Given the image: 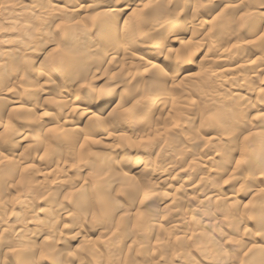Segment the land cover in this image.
Masks as SVG:
<instances>
[{
	"label": "rangeland",
	"instance_id": "rangeland-1",
	"mask_svg": "<svg viewBox=\"0 0 264 264\" xmlns=\"http://www.w3.org/2000/svg\"><path fill=\"white\" fill-rule=\"evenodd\" d=\"M0 1V14L3 13L0 16V30L2 29L0 42L7 38L10 40L9 43L7 42L10 47L17 43L20 44L22 46L21 57L23 59L25 57V61L11 64L12 62H9L12 61L11 58L8 54L1 52L0 46V86L6 88V93H0V133L2 134H0V195H3L0 196V262L1 257L8 258L9 256L7 264L22 262H25L24 264H130L131 261L134 264L135 262L136 264H257L254 263V259L262 253L263 258L258 264H264V211L262 214L259 211L264 210L262 207L264 205V176H262L264 175V163L262 162L263 165L256 163L260 153L255 152L260 147L257 138L264 133L261 127L264 124V66L261 65L264 64V34H262L264 33V26L262 28L264 0H156V2L155 0H135L136 3L133 0H123V2L113 0L112 4L110 3L113 6L112 11L103 13L98 8H93L95 11L88 8L89 11L92 10L90 12L87 11L88 9H81V11L78 9L73 13L69 11L66 13L62 8L76 2L86 5L87 0H69V3H67L68 0H42L45 7L39 14L43 16L41 18L46 24L39 23L35 27H24L23 24L31 13L37 14L35 3H39L40 0ZM99 1L102 0H97ZM124 2H134L131 5L137 6L134 12H131L134 17L129 13L131 10L119 13L118 10L123 7ZM1 3L3 6L6 5L5 8ZM59 11L64 12L60 14ZM47 13L52 15L49 17ZM152 15L153 18H151ZM143 16L145 18L142 19ZM192 16L195 17L192 18ZM140 18L144 24L141 21L140 26L132 30L136 35L130 40L124 38L125 42L123 41L118 47L117 42H114L115 34L123 27L128 28L129 24H138ZM10 19L13 21L10 22ZM46 19L49 20L48 25L52 24L50 30L47 29L50 26H47ZM112 22L113 25L110 24ZM106 23L109 28L105 27ZM93 24H96V27ZM154 26L155 28L152 29ZM185 26L191 30L182 35L185 32L183 30ZM23 27L29 32L24 31ZM145 27H147L146 30L152 29L149 30L151 34L148 37L139 31ZM10 28H13L15 32ZM78 29L81 30L77 31ZM107 30L109 32L112 30L110 35ZM72 32L74 34H70ZM260 33L262 37L259 36ZM103 36L105 37L102 38ZM181 38L183 41H180ZM76 42H78L77 45ZM160 42L162 44H159ZM141 43L144 44L141 46ZM80 48L84 49L85 54L91 56L87 59L88 61L84 60L87 64L89 59L91 60L89 68L86 67L87 64L84 61L77 62L78 60L74 57L67 59L68 53L66 52L75 49L74 52L76 51L75 54H77ZM110 48H115L113 51L119 50V53L113 54L112 58L111 54H108L101 63L96 62L101 50L103 53L110 52ZM121 48L125 49V55L120 51ZM8 49L4 51L7 53ZM51 49L53 51L49 52L50 56L44 60L46 63L40 62L42 57L38 58L37 55ZM95 49L99 51L96 52ZM130 54H136L137 59L132 58ZM57 58H63L58 61L59 64L55 60ZM109 59L112 60L108 62ZM150 61L157 63L154 68H151L152 71L148 70L147 62ZM26 62L32 64L31 66L25 64L26 67H31L34 71L31 68L26 70L24 65ZM60 62L67 66L64 67ZM34 64L38 69L34 67ZM96 65L98 68L101 66V72L98 68V72L94 70ZM67 67L76 71L73 73ZM40 70L45 76L38 74ZM154 70L156 72L153 73ZM171 71L178 73L173 80L168 76ZM78 72L79 74L75 75ZM21 74L23 77L25 75L26 81L23 77H19L22 76ZM185 75L191 76L185 77ZM123 77L126 80H123ZM50 79L54 82L59 81L62 90L58 89ZM7 80L9 81L6 84ZM22 81L27 83L23 84ZM217 81L223 83L226 88L216 93L213 86ZM190 82L194 83L196 88L191 87ZM49 83L54 85H49ZM32 84L38 91L31 86ZM29 87L31 88L28 90H32L31 92L27 90ZM55 87L56 90H54ZM45 88L48 93L43 92ZM125 89L127 93L124 92L125 95H123L122 92ZM64 90L68 91L67 93L82 96V98L77 97L79 100H74L72 96L67 97L65 92V96L64 94L60 96ZM135 91L138 93L136 94ZM230 96L232 98H229ZM5 97L10 99H5ZM66 97L70 99L67 100ZM2 98H4V103ZM229 99L231 101H228ZM91 100L94 104L90 102ZM172 100L176 104L173 110ZM131 104L134 106L132 107ZM104 105L107 106L102 110ZM87 106L89 108L86 109ZM66 108L71 110H66ZM84 110H90L98 117H89L83 114ZM228 110L231 112L229 113ZM108 112L110 114H107ZM181 122L183 124H180ZM65 131L69 136H66ZM27 133L29 137L31 136L30 139ZM116 134L119 135L116 136ZM64 135L67 138H62ZM110 135L113 137L111 138ZM104 136L106 137L103 138ZM70 137L78 140L74 139L75 143ZM85 137L89 140L86 141ZM98 138L105 142L101 141V145L96 144L95 140ZM66 139L71 143L69 144ZM243 140L244 142H241ZM72 142L75 144L72 145ZM250 145L254 146L251 147V151H249ZM245 147L248 148L245 149ZM83 148L85 151L88 149L87 154ZM12 162L15 164L13 165ZM36 166L39 168L37 169ZM22 167L25 169L36 167L34 169L37 170H25ZM60 167L63 169L58 171ZM60 173L63 174L60 176ZM161 173L166 174L165 182H161ZM253 173L255 177L247 183L245 179ZM106 178H111L110 182ZM58 179H60L59 182L56 181ZM230 180L232 183L229 182ZM81 182H84V187ZM37 185L42 188L40 189ZM66 188L70 191L74 189V191L72 190L71 193ZM79 189L80 192H78ZM100 191L103 192L100 193ZM69 194L72 195L71 198ZM147 194L148 198L145 196ZM81 196L86 199L85 204L79 208L77 200ZM99 200L102 201L103 207L110 204L108 208L116 207V210L113 208L114 210L105 213L106 211L104 212L99 205ZM28 210L38 213L37 215L34 213V218L33 216L25 218L29 220L26 222L22 220V217ZM89 211H91L90 214ZM136 215H139V218ZM140 215L144 218L141 219ZM57 217H60V223H55ZM35 219L39 220L37 224L34 223L37 221ZM15 222L24 223V228L23 225ZM55 226L59 229L58 227L53 229ZM10 227L12 230L9 231ZM48 229L51 230V234ZM52 230L57 233H53ZM18 231L21 232L20 236L22 237L23 234L26 239L19 238ZM30 232H33V237L29 234ZM56 237L60 239L57 244ZM24 239L28 240L27 243L31 245H28ZM250 244L258 245L262 252L258 253L256 247L249 250ZM52 245L53 248H51ZM24 246L27 247V251ZM44 249L48 253L45 254ZM247 249L248 251H245ZM58 252H60L59 255ZM53 254L57 257H53Z\"/></svg>",
	"mask_w": 264,
	"mask_h": 264
},
{
	"label": "bare ground",
	"instance_id": "bare-ground-1",
	"mask_svg": "<svg viewBox=\"0 0 264 264\" xmlns=\"http://www.w3.org/2000/svg\"><path fill=\"white\" fill-rule=\"evenodd\" d=\"M6 1H7V0H6ZM40 1H42V0H40ZM40 1H39V3H35V5H36L35 9H36V11H37V14H34V15H33V14L31 13V15L28 17V19L25 20V22H24V24H23L24 27H32V26L35 27V26H37V24L42 23V25H43V23L45 22L44 19L41 18V17H43V16H41V15L39 14L40 12L43 11V10H41V9H42L43 7H45V6H43V3H44V2H43V1L40 2ZM84 1H85V0H84ZM84 1H83V2H84ZM102 1H103V0H102ZM102 1L97 2V0H87L86 5H82L81 3H78V2H76V3H71V2H70L71 4H67V5L63 6L62 8L64 9V11H65L66 13H67L68 11H69L70 13H73L75 10L78 11V9H79V11H81V9H82V10H87L88 8H91V9H93V8H94V9H95V8L101 9V10H99V11H101V13H103V12H105V11H112L113 6L111 5V4H112L111 1H113V0H110V2H108L109 0H107V1L104 0V2H102ZM115 1H118V0H115ZM115 1H114V2H115ZM127 1H128V0H127ZM133 1H135V0H133ZM157 1H158V0H157ZM0 2H1V1H0ZM2 2H3V1H2ZM63 2H65V1H63ZM66 2H67V1H66ZM74 2H75V1H74ZM107 2H108V3H107ZM122 2H123V0H122ZM155 2H156V0H155ZM162 2H164V1H162ZM7 3H8V5H9V2H7ZM11 3H12V2L10 1V4H11ZM15 3H16V2H15ZM15 3H14V4H15ZM52 3H53V2H52ZM55 3H56V2H55ZM67 3H69V0H68ZM110 3H111V4H110ZM117 3H118V2H117ZM132 3L134 4V2H132ZM132 3H130V2H124V3H123V4H124L123 7H122L121 9L118 10L119 13H120V12L127 11V10H129V11L131 10L130 12L128 11L129 13H131V12L135 9V7H137V6H134V5L132 6V5H131ZM135 3H136V1H135ZM48 4H51V3H48ZM48 4H45V5L48 6ZM57 4H59V3H57ZM62 4H64V3H62ZM1 5H2V3H1ZM4 5H5V4H4ZM12 5H13V4H12ZM55 5H56V4H55ZM59 5H60V4H59ZM120 5H121V4H120ZM5 6H6V5H5ZM5 6L2 5V7H4V8H5ZM60 6H61V5H60ZM152 6H154V5H152ZM178 6H179V5H178ZM12 7H13V6H12ZM148 7H149V6H148ZM154 7H155V6H154ZM179 7H181V6H179ZM262 7H263V6H262ZM8 8H10V7L8 6ZM8 8H7V9H8ZM56 8H57V6H56ZM114 8H115V5H114ZM15 9H16V8H15ZM33 9H34V8H33ZM35 9H34V10H35ZM48 9H49V8H48ZM48 9H47V11H48ZM53 9H54V8H53ZM60 9H61V8H60ZM63 9H61V10H63ZM94 9H93V11H95ZM193 9H194V8H193ZM5 10H6V9H5ZM11 10H12V8H11ZM40 10H41V11H40ZM50 10H51V9H50ZM54 10H55V9H54ZM181 10H182V9H181ZM6 11L9 12L8 10H6ZM14 11H15V10H14ZM64 11H63V12H64ZM77 11H76V12H77ZM87 11H89V9H88ZM90 11H92V10H90ZM90 11H89V12H90ZM114 11H115V10H114ZM114 11H113V12H114ZM146 11H147V10H146ZM52 12H53V11H51V13H52ZM63 12L60 13V11H59L60 14H62ZM133 12H134V11H133ZM159 12H160V11H159ZM192 12H193V11H192ZM9 13H11V12H9ZM15 13H16V12H15ZM55 13H56V12H55ZM70 13H68V14H70ZM129 13H128V14H129ZM142 13H144V12H142ZM153 13H154V12H153ZM161 13H162V12H161ZM178 13H179V12H178ZM2 14H3V13H2ZM2 14H0V16H1ZM7 14H8V13H7ZM13 14H14V13H13ZM38 14H39V15H38ZM44 14H45V13H44ZM47 14H48V13H47ZM68 14H67L66 16H68ZM96 14H97V13H96ZM98 14H99V13H98ZM98 14H97V15H98ZM110 14H111V13H110ZM110 14H109V16H111ZM120 14H121V13H120ZM131 14H132V13H131ZM150 14H152L151 11H150ZM4 15H5V14H4ZM51 15H52V14H51ZM51 15L48 14L49 17H50ZM94 15H95V13H94ZM104 15H105V14H104ZM104 15H102V16H104ZM159 15H160V14H159ZM194 15H196V13H195ZM48 16H47V17H48ZM69 16H70V15H69ZM73 16H74V15H73ZM124 16L126 17V15H124ZM132 16H133V14H132ZM162 16H163V15H162ZM165 16H166V15H165ZM8 17H9V16H8ZM47 17H46V18H47ZM96 17H101V16H96ZM114 17H116V16H114ZM127 17H128V15H127ZM129 17H130V16H129ZM133 17H134V16H133ZM194 17H195V16H194ZM194 17L192 16V18H194ZM241 17H242V16H241ZM2 18H4V17H2ZM12 18H13V17H12ZM108 18H110V17H108ZM116 18H117V17H116ZM138 18H139V17H138ZM143 18H145V17L143 16L142 19H143ZM151 18H153V15H152ZM167 18H168V17H167ZM170 18H171V17H170ZM105 19H106V17L104 18V20H105ZM113 19H114V18H113ZM147 19H148V18H147ZM173 19H174V18H173ZM10 20H11L10 22L13 21L12 19H10ZM16 20H17V19H16ZM18 20H19V19H18ZM152 20H153V19H152ZM156 20H157V19H156ZM159 20H160V19H159ZM47 21H49V20L46 19V22H47ZM52 21H53V20H52ZM52 21H51V22H52ZM68 21H70V20H68ZM101 21H102V20H101ZM109 21H110V20H109ZM112 21H113V20H112ZM115 21H116V20H115ZM125 21H127V20H125ZM134 21L137 22L136 20H134ZM141 21H142V20H141V18H140V21L138 20V24H136L137 26H136V25H130V24H129V27H128V28H127V27H126V28L123 27V29H120V32H118V33L115 34V37H114V38H116V39H115L114 42H117L116 44L118 45V47H119V44H121V43L124 41V38L127 39V40H130V39H132L133 36L136 35V33H133L132 30H134L135 28H137L138 25L140 26V22H141ZM144 21H145V19H144ZM149 21H150V20H149ZM161 21H162V20H161ZM51 22H50V23H51ZM122 22H123V21H122ZM129 22H130V21H129ZM135 22H134V23H135ZM157 22H158V21H157ZM1 23H2V22H1ZM22 23H23V22H22ZM48 23H49V22H47V26H50V28H47V29L50 30L52 24H51V25H48ZM70 23H71V22H70ZM75 23H76V21H75ZM142 23H143V21H142ZM142 23H141V24H142ZM2 24H3V23H2ZM44 24H46V23H44ZM72 24H73V23H72ZM79 24H80V23H79ZM96 24H97V23H96ZM96 24H93V26H95ZM100 24H101V23H100ZM110 24L113 25V22L110 23ZM117 24H118V23H117ZM125 24H126V23H125ZM143 24H144V23H143ZM155 24H156V23H155ZM159 24H160V23H159ZM6 25H7V24H6ZM11 25H12V23H11ZM58 25H60V24H58ZM69 25H70V24H69ZM83 25H84V24L82 23V26H83ZM161 25H162V24H161ZM3 26H4V25H3ZM14 26H15V25H14ZM16 26H17V25H16ZM38 26H39V25H38ZM47 26H46V27H47ZM75 26L77 27V25H75ZM82 26H81V28H82ZM85 26L87 27V25H85ZM91 26H92V24H91ZM103 26H104V25H103ZM110 26H111V25H110ZM122 26H123V25H122ZM143 26H144V25H143ZM143 26H142V27H143ZM188 26H189V25H188ZM263 26H264V25H262V28H263ZM24 27H23V30L25 31L26 28L24 29ZM34 27H33V29H35ZM46 27H45V28H46ZM88 27H90V26L88 25ZM95 27H96V26H95ZM105 27H106V28H109V25L106 23ZM194 27H195V26H194ZM38 28H40V27H38ZM43 28H44V27H43ZM45 28H44V29H45ZM54 28H56V27H54ZM154 28H155V26H154L152 29H154ZM5 29H6V28H5ZM10 29H11V28H10ZM12 29H13V28H12ZM12 29H11V30H12ZM15 29H16V27H15ZM47 29H46V30H47ZM85 29H86V28H85ZM88 29H89V28H88ZM91 29H92V28H91ZM144 29H145V30H144ZM146 29H147V27L143 28V30L140 29L139 31H140V32L142 31L141 34H143V35H145V36L148 37V36L151 34V33L149 34V30H150L151 28H150L149 30H146ZM152 29H151V30H152ZM1 30H2V29H1ZM1 30H0V31H1ZM38 30H39V29H38ZM42 30H43V29H42ZM46 30H45V31H46ZM63 30H64V29H63ZM79 30H81V29H78L77 31H79ZM101 30H102V28H101ZM136 30L138 31V29H136ZM158 30H159V29H158ZM170 30H171V29H170ZM173 30H174V29H173ZM183 30H184L185 32H184V34L182 33V35H185L186 32L188 33V31L191 30V28L185 26ZM256 30H257V29H256ZM12 31L15 32V30H12ZM20 31H22V30H20ZM20 31H19V32H20ZM26 31L29 32V30H26ZM33 31H34V30H33ZM33 31H32V32H33ZM35 31L37 32L36 29H35ZM43 31H44V30H43ZM43 31H42V32H43ZM65 31H66V30H65ZM71 31H73V30H71ZM85 31H86V30H85ZM87 31H88V30H87ZM87 31H86V32H87ZM115 31H116V30H114V32H115ZM153 31H154V30H153ZM249 31H250V30H249ZM1 32H2V31H1ZM5 32L9 33V31H5ZM73 32H74V31H73ZM73 32L70 33V34H74ZM102 32H103V31H102ZM107 32H109V30H107ZM111 32H112V30H111ZM111 32H109V35H110ZM135 32H136V31H135ZM178 32H179V31H178ZM198 32H199V31H198ZM254 32H255V31H254ZM254 32H253V33H254ZM260 32H261V31H260ZM22 33H23V32H22ZM30 33H31V32H30ZM37 33H38V32H37ZM40 33H41V32H40ZM100 33H101V32H100ZM105 33H106V32H105ZM189 33H190V32H189ZM65 34H66V33H65ZM75 34H76V33H75ZM113 34H114V33H113ZM257 34H258V33H257ZM262 34H264V33H262ZM26 35H27V37H28V34H27V33H26ZM66 35H67V34H66ZM76 35H78V34H76ZM99 35L102 36L101 34H99ZM105 35H106V34H105ZM138 35H139V34H138ZM143 35H142V36H143ZM166 35H167V34H166ZM170 35H171V34H170ZM182 35H179V36L182 37ZM49 36H50V35H49ZM72 36H73V35H72ZM83 36H85V35H83ZM86 36H87V35H86ZM112 36H113V35H112ZM259 36L262 37L263 35H261V33H260ZM63 37H64V36H63ZM77 37H78V36H77ZM81 37H82V35H81ZM87 37H88V36H87ZM104 37H105V36H103L102 38H104ZM138 37H140V36H138ZM166 37H167V36H166ZM263 37H264V36H263ZM47 38H48V37H47ZM67 38H68V36H67ZM79 38H80V37H79ZM85 38H86V37H85ZM190 38H191V37H190ZM19 39H20V38H19ZM77 39H78V38H77ZM81 39H82V38H81ZM167 39H168V37H167ZM167 39H166V40H167ZM174 39H175V38H174ZM178 39H180V38L178 37ZM178 39H177V40H178ZM48 40H49V39H48ZM63 40H64V39H63ZM74 40H75V39H74ZM102 40H103V39H102ZM177 40H176V41H177ZM8 41L10 42L9 39L4 38V39L0 42V46H1V48H2V49H1L2 51H1V52H3V54H4V53H5V54H8L9 58H11L10 60H12V61H9L10 63L12 62L11 64L17 63V61H21V62H23L22 60H24L25 57H24V59H23V58L21 57V52H20L22 46H21L20 44L18 45V43H17V45H16V44H15L16 42H14L15 45H13V46L10 47V45H8V43H9ZM52 41H53V40H52ZM52 41H51V42H52ZM58 41H59V40H58ZM104 41H105V40H104ZM159 41H160V40H159ZM170 41H172V40H170ZM180 41H183L182 38H181ZM7 42H8V43H7ZM124 42H125V41H124ZM164 42H165V41H164ZM172 42H173V41H172ZM236 42H237V41H236ZM68 43H69V42H68ZM68 43H67L66 45H68ZM82 43H83V42H82ZM108 43H109V42H108ZM108 43H107V44H108ZM126 43H127V42H126ZM157 43H158V42H157ZM239 43H240V42H239ZM48 44H49V43H48ZM69 44H70V43H69ZM75 44L77 45L78 42H76ZM75 44H74V45H75ZM102 44H103V43H102ZM105 44H106V41H105ZM143 44H144V43H143ZM143 44L141 43V46H142ZM159 44H162V42H160ZM184 44H185V42H184ZM29 45H30V44H29ZM60 45H62V44H60ZM72 45H73V44H72ZM103 45H104V44H103ZM138 45H139V44H138ZM226 45H227V44H226ZM243 45H244V44H243ZM263 45H264V44H263ZM8 46H9V47H8ZM46 46H47V45H46ZM120 46H121V45H120ZM248 46H249V45H248ZM23 47H24V46H23ZM54 47H55V46H54ZM56 47H57V45H56ZM102 47H103V46H102ZM105 47H106V46H105ZM107 47H108V46H107ZM110 47H111V46H110ZM124 47H125V46H124ZM234 47H235V46H234ZM6 48H9V49H10V50L8 49V52H9V53H8V52L6 53V51H4V50H6ZM63 48H65V47H63ZM66 48H67V47H66ZM66 48H65V49H66ZM108 48H109V47H108ZM126 48H127V47H126ZM237 48H238V47H237ZM52 49H53V48H52ZM52 49H51V50H48V51H46V52H43L42 54L37 55L38 58H39V57H42V58H41L42 60H41L40 62H42V63L45 62L44 60L47 59L48 56H50V55H49V54H50L49 52H50V51H53ZM68 49H69V48H68ZM98 49H99V48H98ZM110 49L113 51L115 48H114V49L110 48ZM129 49H131V48L129 47ZM197 49H199V48H197ZM224 49H225V47H224ZM239 49H241V47H240ZM239 49H238V50H239ZM74 50H75V49H74ZM74 50H72V51H70V52H66V53H68V58H67V59L74 57V58H76V59L78 60L77 62H80V63H81L82 61L87 60L88 58H91L90 55L85 54L83 48L78 49V53H77V54H75L76 51L74 52ZM95 50H96V49H95ZM108 50H109V49H107V51H108ZM111 50H110V52H105V53H103V50H101V51H102V52H101L102 54L99 52V53H100L99 57L96 55V56L98 57L97 60H96V62H100V63H101V62L106 58V55H108V54H111L110 56H111V58H112V57H113V56H112L113 54H118V53H119V50L117 51V49H116V51H113V52H112ZM97 51H99V50H96V52H97ZM104 51H105V50H104ZM120 51L123 53V55H125V53H126V52H125V49L121 48ZM126 51H127V49H126ZM25 52H27V51H25ZM121 52H120V53H121ZM128 52H129V51H128ZM206 52H207V51H206ZM258 52H260V51H258ZM130 53H131V52H130ZM167 53H168V52H167ZM231 53L233 54L234 52H231ZM250 53H251V52H250ZM3 54H2V56H3ZM71 54H72L73 56H71ZM74 54H75V55H74ZM90 54H91V52H90ZM206 54H207V53H206ZM219 54H220V53H219ZM0 55H1V54H0ZM10 55H11V56H10ZM66 55H67V54H66ZM121 55H122V54H121ZM126 55H127V54H126ZM177 55H178V54H177ZM249 55H250V54H249ZM22 56H24V55H22ZM37 56H36V57H37ZM114 56H117V55H114ZM128 56H129V55H128ZM128 56H127V57H128ZM130 56H131L132 58L137 59V58H136V56H137L136 54H135V55H134V54H130ZM261 56H262V55H261ZM117 57H118V56H117ZM119 57H120V56H119ZM219 57H220V56H219ZM248 57H249V56H248ZM262 57H263V56H262ZM43 58H44V59H43ZM63 58H64V57H63ZM63 58H57V59H55V60H56V62H58V61H60V59H63ZM92 58H93L92 60H93V62H94V61H95V60H94V56H93ZM108 58H109V56H108ZM108 58H107V59H108ZM125 58H126V57H125ZM125 58H124V59H125ZM220 58H221V57H220ZM222 58H223V57H222ZM226 58H227V57H226ZM228 58H229V57H228ZM249 58H250V57H249ZM258 58H260V57H258ZM122 59H123V58H122ZM127 59H128V58H127ZM182 59H184V58H182ZM255 59H256V58H255ZM260 59H261V58H260ZM263 59H264V57H263ZM263 59H261V60H263ZM39 60H40V59H39ZM64 60H65V58H64ZM111 60H112V59H111ZM111 60L109 59V61H108V60H107V61L110 62ZM129 60H130V59H129ZM221 60H223V59H221ZM245 60H247V59H245ZM251 60H252V59H251ZM256 60H257V59H256ZM258 60H259V59H258ZM24 61H25V60H24ZM26 61H27V60H26ZM29 61H30V60H29ZM31 61H32V59H31ZM72 61H73V60H72ZM87 61H88V60H87ZM107 61H105V62H107ZM126 61H127V60H126ZM217 61H219V60H217ZM32 62H33V61H32ZM34 62H35V61H34ZM36 62H37V61H36ZM69 62H71V61H69ZM73 62H74V61H73ZM75 62H76V61H75ZM84 62H85V61H84ZM84 62H83V63H84ZM89 62H91L90 59H89ZM89 62H88V64L85 62V64H87L86 67H88V68H89ZM245 62H246V61H245ZM245 62H244V63H245ZM252 62H253V61H252ZM262 62H263V61H262ZM10 63H9V64H10ZM45 63H46V62H45ZM60 63H61V62H60ZM66 63H67V61H66ZM80 63H79V64H80ZM83 63H82V64H83ZM123 63H124V62H123ZM123 63H122V64H123ZM155 63H156V62H155ZM155 63H154V62H151V61H150V62H147L148 70H150L151 68H154V67H155ZM250 63H251V62H250ZM17 64H18V63H17ZM17 64H16V65H17ZM25 64H26V65H30V66L32 65V64H30V62H28V63L26 62V63H24V65H25ZM58 64H59V62H58ZM61 64L64 65L65 63H64V64L61 63ZM67 64H68V63H67ZM71 64H72L73 66L76 65V64L74 65L73 63H71ZM77 64H78V63H77ZM85 64H84V65H85ZM107 64H108V63H107ZM109 64H110V63H109ZM130 64H131V62H130ZM130 64H129V66H130ZM132 64H133V63H132ZM145 64H146V63H145ZM212 64H213V62H212ZM234 64H235V63H234ZM236 64H237V63H236ZM256 64H257V63H256ZM26 65H25V67H26ZM34 65H35V66H34ZM34 65H33V66H34L35 68H37V67H36V64H34ZM45 65H46V64H45ZM69 65H70V64H69ZM101 65H102V64H101ZM156 65H157V63H156ZM226 65H227V64H226ZM261 65L264 66V64H261ZM13 66H14V65H13ZM17 66H19V65H17ZM66 66H67V65H66ZM66 66L64 65V67H66ZM70 66H71V65H70ZM76 66H78V65H76ZM123 66H124V65H123ZM132 66H133V65H132ZM217 66H218V65H217ZM223 66H224V65H223ZM228 66H229V65H228ZM263 66H262V67H263ZM20 67H21V66H20ZM20 67H19V68H20ZM22 67H23V66H22ZM22 67H21V68H22ZM78 67H79V66H78ZM78 67H77V70L79 71V68H78ZM80 67L83 68V66H80ZM86 67H84V69H85ZM91 67H92V66H91ZM95 67H96V69L94 68V70L97 71L98 66L96 65ZM99 67H100V68H98V70L101 72V70H100V69H101V66H99ZM146 67H147V66H146ZM163 67H164V66H163ZM172 67H173V66H171V68H172ZM219 67H220V65H219ZM10 68H11V67H10ZM28 68H29V67H26V70H28ZM30 68H31V67H30ZM30 68H29V69H30ZM128 68H129V67H128ZM156 68H157V67H156ZM224 68H225V67H224ZM227 68H228V67H227ZM31 69H32V68H31ZM37 69H38V68H37ZM67 69H70L71 71H73V69H71L70 67H69V68L67 67ZM91 69H93V67H92ZM103 69H104V68H103ZM134 69H135V68H134ZM161 69H162V68H161ZM169 69H170V68H169ZM178 69H179V68H178ZM10 70H11V69H10ZM19 70H20V69H19ZM32 70H33V69H32ZM70 70H69V71H70ZM81 70H83V69H81ZM173 70H175V69L173 68ZM179 70H180V69H179ZM218 70H219V69H218ZM223 70H224V69H222V71H223ZM23 71H24V70H23ZM23 71H22V72H23ZM33 71H34V70H33ZM36 71H37V70H36ZM36 71H35V72H36ZM75 71H76V70H74L73 73H74ZM96 71H95V72H96ZM105 71H106V69H105ZM151 71H152V69H151ZM156 71H158V70L156 69ZM156 71L154 70L153 73L156 72ZM169 71H170V70H169ZM220 71H221V70H220ZM83 72H86V73H87V71H84V70H83ZM97 72H98V71H97ZM117 72H118V71H117ZM158 72H159V71H158ZM158 72H157L156 74H158ZM164 72L166 73V71H164ZM177 72H178V70H177ZM177 72H172V71H171L170 74H168V76L172 78L171 80H173V78H176L175 76L178 74ZM11 73H12V72H11ZM115 73H116V72H114V74H115ZM160 73H161V72H160ZM160 73H159V75H160ZM162 73H163V72H162ZM222 73H223V72H222ZM226 73H227V72H226ZM228 73H229V72H228ZM252 73H253V72H252ZM15 74H16V73H15ZM17 74H18V73H17ZM24 74H25V73H24ZM38 74H40V75H42V76L44 75L43 72H41V70H40V72H38ZM65 74H66V73H65ZM77 74H79V72L76 73L75 75H77ZM94 74H95V73H94ZM112 74H113V73H112ZM114 74L112 75V77L114 76ZM120 74H121V73H120ZM245 74H246V73H245ZM21 75H22V76H19V77H23V74H21ZM83 75H84V73H83ZM85 75H86V74H85ZM115 75H116V74H115ZM118 75H119V73H118ZM243 75H244V74H243ZM44 76H45V75H44ZM62 76H63V75H62ZM67 76H68V75H67ZM78 76L80 77V75H78ZM81 76H82V75H81ZM154 76H155V74H154ZM166 76H167V75H166ZM190 76H191V75H185V77H190ZM13 77H14V76H13ZM16 77H18V75H17ZM49 77H50V76H49ZM69 77H70V76H69ZM84 77H86V76H84ZM84 77H82V79H83ZM118 77H120V76H118ZM132 77H133V76H132ZM185 77H184V78H185ZM221 77H222V75H221ZM43 78H44V77H43ZM45 78H47V77H45ZM63 78H64V77H63ZM70 78H71V77H70ZM70 78H69V79H70ZM72 78H73V77H72ZM87 78H88V77H87ZM87 78H86V79H87ZM165 78H166V77H165ZM227 78H228V77H227ZM229 78H230V77H229ZM15 79H16V78H15ZM15 79H14V80H15ZM23 79H24V80L26 79V78H25V75H24ZM1 80H2V79H1ZM4 80H5V79H4ZM17 80H18V79H17ZM24 80H23V81H24ZM37 80H38V79H37ZM47 80H49V78H48ZM50 80H52V82H54L53 79H50ZM65 80H66V79H64V81H65ZM89 80H90V79H88V81H89ZM123 80H126V79L123 77ZM131 80H132V79H131ZM167 80H168V79H167ZM169 80H170V79H169ZM174 80H175V79H174ZM251 80H253V79H251ZM8 81H9V80H7L5 83L7 84ZM23 81H22V83H23ZM25 81H26V80H25ZM33 81H34V79H33ZM42 81H43V80H42ZM81 81H82V80H81ZM215 81H216V80H215ZM11 82H12V81H11ZM13 82H14V81H13ZM31 82H32V81H31ZM50 82H51V81H50ZM66 82H69V81L66 80ZM127 82H128V81H127ZM168 82H170V81H168ZM173 82H174V81H173ZM242 82H243V81H242ZM242 82H241V83H242ZM26 83H27V82H26ZM26 83H23V84H26ZM29 83H30V82H29ZM29 83H28V85H29ZM36 83H37V82H36ZM40 83H41V82H39V84H40ZM72 83H74V81H73ZM116 83H117V82H116ZM122 83H123V81H122ZM128 83H129V82H128ZM241 83H240V84H241ZM8 84H9V83H8ZM16 84H17V83H16ZM30 84H31V83H30ZM45 84H46V83H45ZM50 84H51V83H49V85H50ZM54 84H55V86H56L58 89L62 88V87L60 86L61 84H60L59 81H58V82H54ZM54 84L52 83L51 85H54ZM119 84H120V83H119ZM172 84H173V83H172ZM190 84H192V82H190ZM190 84H188V85H190ZM193 84H194V83H193ZM193 84L190 85V86H191V87H192V86L194 87L195 84H194V85H193ZM199 84H200V83H199ZM206 84H207V83H206ZM213 84H214V82H213ZM232 84H233V83H232ZM246 84H247V83H246ZM4 85H5V84H4ZM33 85H34V84H32L31 86L34 87V88H36V86H33ZM79 85H80V84H79ZM81 85H82V82H81ZM122 85H123V84H122ZM127 85H128V84H127ZM170 85H171V84H170ZM196 85H197V84H196ZM5 86H6V85H5ZM7 86H8V85H7ZM14 86H16V85H14ZM14 86H13V87H14ZM171 86H172V85H171ZM175 86H176V85H175ZM179 86H180V84H179ZM179 86H178V87H179ZM199 86H200V85H199ZM203 86H204V85H203ZM207 86H208V85H207ZM226 86H227V85H226ZM11 87H12V86H11ZM26 87H27V85H26ZM56 87H55L54 90H56ZM76 87H77V84H76ZM118 87H120V86H118ZM247 87H248V86H247ZM247 87H246V89H247ZM30 88H31V87L27 88V90L30 89ZM34 88H33V89H34ZM50 88H51V87H50ZM77 88H78V87H77ZM194 88H196V86H195ZM208 88H209V87H208ZM225 88H226L225 85H224L223 83L219 82V81H217V82L214 84V86H213V89L216 90V93H217L218 90H223V89H225ZM7 89H8V88H7ZM9 89H11V88H9ZM24 89H25V88H24ZM24 89H23V90H24ZM36 89H37V88H36ZM40 89L42 90V88H40ZM48 89H49V88H48ZM78 89H79V88H78ZM171 89H174V90H175V89H177V88H171ZM179 89H180V88H179ZM184 89H186V88H184ZM184 89H183V90H184ZM192 89H193V88H192ZM204 89H206V88H204ZM229 89H231V88H229ZM229 89H227V90H229ZM239 89H241V88H239ZM244 89H245V87H244ZM14 90H16V89H14ZM34 90H35V89H34ZM41 90H40V92H41ZM60 90H62V89H60ZM76 90H77V89H76ZM121 90H122V89H121ZM121 90H120V91H121ZM180 90H181V89H180ZM183 90H182V92H183ZM208 90H209V89H208ZM210 90H211V89H210ZM214 90H212V91H214ZM5 91H6V88L4 89L2 86H0V93H4ZM7 91H8V90H7ZM31 91H32V90H28V92H31ZM37 91H38V89H37ZM45 91L47 92V88H45V90H44L43 92H45ZM48 91H50V90H48ZM65 91H66V90L62 91L63 93H62V95H60V96H63V94H64ZM126 91H127L126 89L123 90V92H122L123 95H125L124 92H126ZM168 91H169V90H168ZM246 91H247V90H246ZM67 92H68V91H67ZM67 92H65V94H66ZM169 92H171V91H169ZM229 92H230V91H229ZM5 93H6V92H5ZM32 93H33V92H32ZM47 93H48V92H47ZM119 93H120V92H119ZM126 93H127V92H126ZM135 93H136V91H135ZM137 93H138V92H137ZM137 93H136V94H137ZM171 93H172V92H171ZM171 93H169V94H171ZM176 93H177V92H176ZM187 93H188V92H187ZM190 93H191V91H190ZM192 93H193V92H192ZM208 93H209V91H208ZM214 93H215V92H214ZM230 93H231V92H230ZM248 93H249V92H248ZM7 94H8V93H7ZM7 94H6V96H7ZM17 94H18V93H17ZM34 94H35V93H34ZM40 94H41V93H40ZM43 94H44V93H43ZM45 94H46V93H45ZM65 94H64V96H65ZM136 94H135V95H136ZM9 95H10V94H9ZM15 95H16V94H15ZM127 95H128V94H127ZM181 95H183V94L181 93ZM233 95H234V94H233ZM256 95H257V93H256ZM0 96H1V94H0ZM66 96H67V97H71V96H72V98H74V100H77V101L79 100V99H77V97H81V98H82V96H77L75 93H74V95H73V93H67ZM213 96H214V95H213ZM9 97H12V96H9ZM9 97H8V98H9ZM41 97H42V96H41ZM67 97H66V98H67ZM91 97H93V96H91ZM131 97H132V96H131ZM158 97H160V96H158ZM164 97H165V96H164ZM177 97H178V96H177ZM185 97H186V96H185ZM8 98L5 97V99H8ZM60 98H61V97H60ZM60 98H59V99H60ZM86 98H87V97H86ZM86 98H84V100H86ZM129 98H130V97H129ZM129 98H128V99H129ZM133 98H134V97H133ZM133 98H131V99H133ZM155 98H156V97H155ZM182 98L185 99L184 97H182ZM188 98H189V96H188ZM229 98H232V97L230 96ZM233 98H234V97H233ZM2 99H3V100H2V102H3V101H4V98H2ZM9 99H10V98H9ZM9 99H8V100H9ZM12 99H13V98H12ZM46 99H47V98H46ZM46 99H45V100H46ZM68 99H70V98H67V100H68ZM92 99H93V98H92ZM96 99H98V98H96ZM235 99H236V98H235ZM0 100H1V99H0ZM14 100H15V99H14ZM33 100H34V99H33ZM65 100H66V99H65ZM89 100H90V97H89ZM93 100H94V99H93ZM158 100H160V98H159ZM173 100H174V99H173ZM173 100H172V102H173ZM175 100H176V99H175ZM177 100H178V99H177ZM236 100H237V99H236ZM11 101H13V100H11ZM18 101H19V100H18ZM34 101H35V100H34ZM52 101L54 102V100H52ZM55 101L57 102V100H55ZM59 101H61V100H59ZM72 101H73V100H72ZM77 101H76V102H77ZM86 101H87V100H86ZM180 101H181V100H180ZM180 101H179V102H180ZM228 101H231V99H229ZM36 102H37V101H36ZM90 102H92V100H91ZM96 102H97V101H96ZM179 102H178V103H179ZM184 102H185V101H184ZM189 102H190V101H189ZM234 102H236V101H234ZM3 103H4V102H3ZM5 103H6V102H5ZM17 103H19V102H17ZM92 103H93V102H92ZM7 104H8V103H7ZM13 104H14V103H12V105H13ZM59 104H61V103H59ZM63 104H64V103H63ZM65 104H66V102H65ZM65 104H64V106H65ZM70 104H71V103H70ZM93 104H94V103H93ZM180 104H182V103H180ZM186 104H187V102H186ZM186 104H185V105H186ZM35 105H36V104H34V106H35ZM89 105H90V103H89ZM131 105H132V104H131ZM225 105H226V104H225ZM261 105H262V104H261ZM0 106H1V105H0ZM7 106H8V105H7ZM9 106H10V104H9ZM15 106H16V105H15ZM15 106H14V107H15ZM17 106H18V105H17ZM31 106H32V105H31ZM59 106H60V105H59ZM61 106H62V105H61ZM67 106H69V105L67 104ZM73 106H74V105H73ZM106 106H107V105H104V106L102 107V110L105 109ZM133 106H134V105H132V107H133ZM177 106H178V105H177ZM187 106H188V104H187ZM255 106H256V105H255ZM12 107H13V106H12ZM20 107H21V106H20ZM69 107H70V106H69ZM74 107H75V106H74ZM181 107H182V106H181ZM185 107H186V106H185ZM232 107H233V106H231V108H232ZM9 108H10V107H8V109H9ZM16 108H17V107H16ZM23 108H24V107H23ZM76 108H77V107H76ZM79 108H81V107L79 106ZM83 108H84V107H83ZM87 108H89V107L87 106L86 109H87ZM174 108H176V104L173 102V108H172V110H173ZM221 108L223 109V107H221ZM221 108L219 109L220 111H221ZM231 108H230V109H231ZM241 108H242V107H241ZM18 109H19V108H18ZM18 109H17V110H18ZM20 109H21V108H20ZM34 109L37 110L35 107H34ZM61 109H62V108H61ZM63 109H64V108H63ZM67 109H68V108H66V110H67ZM72 109H73V108H72ZM81 109H82V108H81ZM131 109H132V108H131ZM182 109H184V108L182 107ZM228 109H229V108H228ZM234 109H235V108H234ZM243 109H244V108H243ZM258 109H259V108H258ZM32 110H33V109H32ZM68 110L70 111L71 109H68ZM175 110H176V109H175ZM237 110H238V109H237ZM10 111H11V110H10ZM24 111H25V110H24ZM94 111H95V110H94ZM143 111H144V110H143ZM19 112H21V111H19ZM25 112H26V111H25ZM73 112H74V111H73ZM109 112H110V111H109ZM109 112H108L107 114H110ZM228 112H229V110H228ZM230 112H231V111H230ZM230 112H229V113H230ZM235 112H236V111H235ZM240 112H241V111H240ZM261 112H262V111H261ZM67 113H68V112H67ZM176 113H177V112H176ZM225 113H226V112H225ZM229 113H228V114H229ZM83 114H86V115H88L89 117H93V116H97V117H98V115H96V114L94 115L92 112H90V110H89V111H88V110H84V111H83ZM104 114H105V113H104ZM133 114H135V112H134ZM262 114H263V113H262ZM147 115H149V114H147ZM173 115H174V114H173ZM178 115H179V113H178ZM225 115H226V114H225ZM229 115H230V114H229ZM232 115H233V114H232ZM257 115H258V114H257ZM100 116H101V115H100ZM179 116H181V115H179ZM233 116H234V115H233ZM233 116H232V117H233ZM259 116H260V115H259ZM174 117H175V116H174ZM183 117L185 118V116H183ZM232 117H231V118H232ZM107 118H108V117H107ZM169 118H170V117H169ZM223 118H224V117H223ZM256 118H257V117H256ZM171 119H173V118L171 117ZM178 119H179V117H178ZM251 119H252V118H251ZM182 120H183V119H182ZM228 120H229V119H228ZM102 121H103V120H102ZM173 121H174V120H173ZM179 121H180V120H179ZM179 121H178V122H179ZM259 121H260V120H259ZM100 122H101V121H100ZM68 123H69V122H68ZM103 123H104V121H103ZM175 123H177V122H175ZM183 123H184V120H183ZM183 123L181 122L180 124H183ZM227 124H228V123H227ZM178 125H179V124H178ZM77 127H78V126H77ZM104 127H105V126H104ZM261 127H262V129H263V131H264V124H262ZM261 127H260V128H261ZM7 128H8V127H7ZM62 128H63V126H62ZM62 128H61V129H62ZM74 128L76 129L75 126H74ZM74 128H73V129H74ZM101 128L103 129V127H101ZM229 128H230V127H229ZM5 129H6V128H5ZM10 129H11V128H10ZM10 129H9V130H10ZM63 129H64V128H63ZM63 129H62V130H63ZM71 129H72V128H71ZM75 129H74V130H75ZM105 129H106V128H105ZM107 129H108V128H107ZM148 129H149V127H148ZM151 129H152V128H151ZM153 129H154V128H153ZM68 130H69V126H68ZM103 130H104V129H103ZM103 130L100 129V131H103ZM154 130H155V129H154ZM161 130H162V129H161ZM5 131H7V130H5ZM5 131H4V133H5ZM72 131H73V130H71V132H72ZM79 131H80V129H79ZM106 131H107V130H106ZM226 131H227V129H226ZM228 131H229V130H228ZM103 132H104V131H103ZM152 132H153V131H152ZM159 132L161 133V131H159ZM169 132H170V131H169ZM248 132H249V131H248ZM258 132H259V131H258ZM260 132H261V131H260ZM7 133H8V132H7ZM19 133H20V132H19ZM67 133H68V132L65 131L66 136H69V135H67ZM72 133H73V132H72ZM163 133H164V130H163ZM0 134H1V133H0ZM8 134H9V133H8ZM16 134H17V133H16ZM60 134H61V132H60ZM60 134H59V135H60ZM69 134H70V132H69ZM119 134H120V133H119ZM119 134H116V136L119 135ZM158 134H159V133H158ZM1 135H2V134H1ZM1 135H0V136H1ZM12 135H13V134H12ZM14 135H15V134H14ZM22 135H23V134H22ZM70 135H71V134H70ZM73 135H74V134H73ZM79 135H80V134H79ZM79 135H78V136H79ZM114 135H115V134H114ZM226 135H227V133H226ZM4 136H5V135H4ZM6 136H7V135H6ZM27 136L29 137L28 133H27ZM57 136H58V135H57ZM66 136L64 135V137L62 136V138H65ZM75 136H76V135H75ZM78 136H77V137H78ZM99 136H100V135H99ZM110 136H111V135H110ZM154 136H155V135H154ZM159 136H160V135H159ZM228 136H229V135H228ZM100 137H101V136H100ZM105 137H106V136H104L103 138H105ZM112 137H113V136H111V138H112ZM255 137H256V136H255ZM30 138H31V136L29 137V139H30ZM66 138H67V137H66ZM70 138L73 139V140H71ZM70 138H68V139H70L71 141H74V142H75L74 139H76V138H72V137H70ZM85 138H86V137H85ZM23 139H25V138H23ZM59 139H60V138H59ZM83 139H84V138H82V140H83ZM94 139H95V138H94ZM116 139H117V138H116ZM242 139H243V138H242ZM244 139H245V138H244ZM257 139H258L257 142H258V143L260 142V147H258V150L255 151V152H258V154L260 153V154H259L260 157H259V159H257L256 163L258 162L259 165H263V163H264V133H262V135L259 136V138H257ZM60 140H61V139H60ZM66 140H67V139H66ZM70 140H67V141H69V144L71 143ZM77 140H78V139H76V141H77ZM87 140H89V139L86 138V141H87ZM18 141H19V140H18ZM20 141H21V140H20ZM63 141H65V140H63ZM67 141H66V143H68ZM90 141H91V140H90ZM101 141H102L101 138H98L97 140H95L96 144H97V143H100ZM83 142H85V140H84ZM95 142H92V143H95ZM102 142H103V141H102ZM102 142H101V143H102ZM104 142H105V141H104ZM104 142H103V143H104ZM241 142H244V140L241 141ZM75 143H76V142H75ZM75 143L72 142V145L75 144ZM92 143H91V144H92ZM101 143H100V145H101ZM32 144H33V143H32ZM84 144H85V143H84ZM96 144H94V145H96ZM220 144H221V143H220ZM244 144H245V143H244ZM33 145H34V144H33ZM67 146H68V145H67ZM89 146H90V145H89ZM97 146H98V145H97ZM219 146H220V145H219ZM241 146H242V145H241ZM258 146H259V145H258ZM68 147H69V146H68ZM82 147H83V146H82ZM84 147H85V146H84ZM251 147H252V145H250V148H249L250 150L248 149L249 151H251ZM253 147H254V146H253ZM253 147H252V148H253ZM70 148H72V147H70ZM74 148H75V147H74ZM78 148H80V147H78ZM223 148H224V145H223ZM247 148H248V147H245V149H247ZM46 149H47V148H46ZM49 149H50V147H49ZM72 149H73V148H72ZM83 149H84V148H83ZM224 149H225V148H224ZM241 149H242V148H241ZM42 150H43V149H42ZM68 150H69V149H68ZM76 150H77V149H76ZM79 150H80V149H79ZM87 150H88V149H87ZM87 150H86V151H87ZM221 150H222V149H221ZM43 151H45V150H43ZM43 151H42V152H43ZM84 151H85V149H84ZM84 151H83V152H84ZM86 151H85V152H86ZM46 152H47V151H46ZM46 152H45V153H46ZM67 152H68V151H67ZM252 152H253V151H252ZM252 152H251V154H253ZM80 153H81V150H80ZM225 153H226V152H225ZM245 153H246V152H245ZM47 154H48V153H47ZM86 154H87V152H86ZM246 154H248V153H246ZM258 154H257V155H258ZM71 155H72V154L70 153V156H71ZM89 155H90V154H89ZM91 155H92V154H91ZM79 156H80V155H79ZM85 156H86V155H85ZM73 157H74V156H73ZM83 157H84V156H82V158H83ZM76 158H77V157H76ZM123 158H124V157H123ZM253 158H254V157H253ZM79 159H80V158H79ZM83 159H84V158H83ZM85 159H86V157H85ZM77 160H78V158H77ZM81 160H82V159H81ZM99 161H100V160H99ZM99 161H98V162H99ZM105 161H106V160H105ZM105 161H104V162H105ZM116 162H117V161H116ZM116 162H115V163H116ZM118 162H119V161H118ZM254 162H255V161H254ZM262 162H263V163H262ZM16 163H17V162H16ZM18 163H19V162H18ZM123 163H124V162H123ZM123 163H122V164H123ZM12 164H13V162H12ZM14 164H15V163H14ZM14 164H13V165H14ZM19 164H20V163H19ZM22 164H23V163H22ZM85 164H86V163H85ZM100 164H101V163H100ZM10 165H11V164H10ZM251 165H252V164H251ZM20 166H21V165H20ZM20 166H19V167H20ZM56 166H57V165H56ZM59 166H60V165H59ZM69 166H70V165H69ZM80 166H81V165H80ZM100 166H101V165H99V167H100ZM168 166H169V165H168ZM237 166H238V165H237ZM249 166H250V165H249ZM26 167H27V165H26ZM31 167H32V166H31ZM36 167H37V166H36ZM36 167H33L32 169H34V168H36ZM63 167H64V166H63ZM107 167H109V166H107ZM22 168H23V167H22ZM38 168H39V167H37V169H38ZM60 168H61V169H59L58 171H60V170L63 169L62 167H60ZM83 168H84V167H83ZM23 169H25V168H23ZM26 169H28V168H26ZM26 169H25V170H26ZM32 169H28V170H32ZM37 169H34V170L36 171ZM141 169H142V168H141ZM165 169H166V168H165ZM19 170H20V169H19ZM21 170H22V169H21ZM103 170H104V168H103ZM137 170H138V169H137ZM137 170H136V171H137ZM139 170H140V169H139ZM168 170H169V169H168ZM168 170H167V171H168ZM7 171H8V170H7ZM12 171H13V170H12ZM40 171H41V169H40ZM163 171H164V170H163ZM238 171H239V170H238ZM238 171H237V172H238ZM250 171H251V170H250ZM252 171H253V170H252ZM10 172H11V171H10ZM13 172H15V171H13ZM27 172H28V171H27ZM32 172H33V171H32ZM62 172H63V171H62ZM112 172H113V171H112ZM137 172H138V171H137ZM137 172H135V173H137ZM141 172H142V171H141ZM141 172H140V173H141ZM164 172H166V170H165ZM101 173H102V172H101ZM166 173H167V172H166ZM9 174H10V173H9ZM35 174H36V172H35ZM40 174H41V173H40ZM62 174H63V173H60V176H61ZM107 174H108V173H107ZM246 174H247V173H246ZM41 175H42V174H41ZM102 175H104V174H102ZM116 175H117V174H116ZM35 176H36V175H35ZM35 176H34V177H35ZM100 176H101V175H100ZM100 176H98V177H100ZM160 176H161V178H160V177H159V178L161 179V182H162V181L165 182V179H167V178L164 177V176H166V174L161 173ZM262 176H264V175H262ZM36 177H37V176H36ZM95 177H96V176H95ZM106 177H107V176H106ZM254 177H255V176H254V173H253V174H249V175L247 176V179H245V180H247V183H248V182L252 181ZM40 178H41V177H40ZM99 179H100V178H99ZM106 179H109V178H106ZM230 179H231V178H230ZM233 179H234V178H233ZM237 179H238V178H237ZM237 179H235V180H237ZM59 180H60V179H58V180H56V181L59 182ZM84 180H85V177H84ZM102 180H103V177H102ZM110 180H111V178L109 179V182H110ZM158 180H159V179H158ZM2 181H3V180H2ZM226 181H227V180H226ZM231 181H232V180H230L229 182L232 183ZM63 182H64V181H62V183H63ZM94 182H95V181H94ZM98 182H99V181H98ZM103 182H104V181H103ZM4 183H5V182H4ZM8 183H9V182H8ZM60 183H61V182H60ZM62 183H61V184H62ZM81 183H82V182H81ZM83 183H84V182H83ZM83 183H82V186L84 187ZM51 184H53V183L51 182ZM51 184H50V185H51ZM54 184H56V183H54ZM64 184H65V183H64ZM98 184H99V183H98ZM102 184H103V183H102ZM104 184H105V183H104ZM245 184H246V182H245ZM57 185L60 186L59 183H57ZM77 185H78V184H77ZM79 185H80V184H79ZM92 185H93V184H92ZM95 185H96V184H95ZM95 185H94V187L99 188V187H97V186H95ZM100 185H101V184H100ZM246 185H247V184H246ZM8 186H9V185H8ZM37 186H38V185H37ZM37 186H36V187H37ZM98 186H99V185H98ZM111 186H112V185H111ZM111 186H110V187H111ZM38 187H40V186H38ZM61 187H62V189H64L63 186H61ZM61 187H60V188H61ZM66 187H67V186H66ZM71 187H72V186H71ZM80 187H81V185H80ZM80 187H79V188H80ZM41 188H42V187H40V189H41ZM47 188H48V187H47ZM57 188H58V187H57ZM85 188H86V186H85ZM196 188H197V187H196ZM62 189H61V190H62ZM66 189L70 191L69 188H66ZM80 189L82 190V188H80ZM80 189H79V191H78V190H77V191L80 192ZM91 189H92V188H91ZM194 189H195V188H194ZM8 190H9V189H8ZM72 190L74 191V189H72ZM72 190H71V191H72ZM86 190H87V189H86ZM99 190H100V189H99ZM102 190H103V189H102ZM246 190H247V189H246ZM63 191H66V190H63ZM71 191H70V192H71ZM248 191H249V190H248ZM82 192H85V191H82ZM82 192H81V193H82ZM86 192H87V191H86ZM102 192H103V191H102ZM102 192L100 191V193H102ZM104 192H105V191H104ZM249 192H250V191H249ZM0 193H1V192H0ZM71 193H72V192H71ZM2 194H4L3 191H2ZM96 194H97V193H96ZM64 195H65V192H64ZM74 195H75V194H74ZM82 195H83V194H82ZM132 195H133V194H132ZM142 195H143V194H142ZM258 195H259V194H258ZM0 196H1V195H0ZM2 196H3V195H2ZM2 196H1V197H2ZM45 196H46V195H45ZM71 196H72V195H71ZM71 196H70V194H69V197H70V198H71ZM140 196H141V195H140ZM145 196H147V198H148L149 195L147 194V195H145ZM1 197H0V199H1ZM62 197H63V196H62ZM76 197H77V196H76ZM141 197H142V196H141ZM141 197H140V198H141ZM194 197H195V196H194ZM83 198H84V197L81 196V197H79L78 200H77V201H78L77 204H78V207H79V208L82 207L83 204H85V203H84V200H85L86 198H84V199H83ZM88 198H89V197H88ZM192 198H193V197H192ZM196 198H197V197H196ZM207 198H208V197H207ZM2 199H3V198H2ZM90 199H93V198H90ZM104 199H105V198H104ZM189 199H190V198H189ZM189 199H188V200H189ZM197 199H198V198H197ZM66 200H67V199H66ZM102 200H103V199H102ZM106 200L108 201L107 198H106ZM192 200H194V199H192ZM103 201H104V200H103ZM73 202H74V201H73ZM86 202H87V201H86ZM88 202H89V201H88ZM98 202H100L99 205H100L101 209H102L104 212L106 211L105 213H108V211H111V210L114 208L113 206H111V207H113V208H112V209H109L108 207H110V204H109L108 206L104 205V206H106V207H103V205H102V201L99 200ZM108 202H109V201H108ZM216 202H217V201H216ZM74 203H75V202H74ZM91 204H92V203H91ZM114 204H115V202L113 203V205H114ZM216 204H217V203H216ZM64 205H65V204H64ZM73 205H74V204H73ZM111 205H112V204H111ZM116 206H117V205H116ZM260 206H261V205H260ZM31 207H33V206H31ZM83 207H84V206H83ZM254 207H255V206H254ZM262 207L264 208V205H262ZM262 207H261V208H262ZM64 208H65V207H64ZM75 208H76V207H75ZM115 208H116V207H115ZM115 208H114V209H115ZM62 209H63V208H62ZM69 209H70V208H69ZM77 209H78V208H77ZM114 209H113V210H114ZM59 210H60V209H59ZM63 210H64V209H63ZM115 210H116V209H115ZM121 210H122V209H121ZM149 210H150V209H149ZM149 210H148V211H149ZM254 210H255V209H254ZM258 210H259V209H258ZM64 211H66V210H64ZM136 211H137V210H136ZM152 211H154V210H152ZM259 211H260V213L262 214V212H263L264 210L261 209V210H259ZM259 211H258V212H259ZM5 212H6V211H5ZM12 212H13V210H12ZM75 212H76V211H75ZM90 212H91V211H89V214H90ZM113 212H114V211H113ZM113 212H112V213H113ZM254 212H255V211H254ZM10 213H11V212H10ZM15 213H17V212H15ZM34 213H35L34 210H28V211H26L25 214H23L24 216L22 217V220H25V221L27 222L28 219L26 220L25 218H27V217L31 218V216H33ZM37 213H38V212H37ZM37 213H35V214L37 215ZM67 213H68V211H67ZM77 213H78V212H77ZM112 213H111V214H112ZM133 213H134V212H133ZM137 213H138V212H137ZM148 213H149V212H148ZM63 214H64V213H63ZM85 214H87V213H85ZM138 214H140V212H139ZM6 215H8V214H6ZM82 215H83V214H82ZM144 215H145V213H144ZM146 215H147V214H146ZM210 215H211V214H210ZM256 215H257V214H256ZM2 216H3V215H2ZM8 216H9V215H8ZM11 216H12V215H11ZM20 216H21V215H20ZM20 216H19V217H20ZM44 216H45V215H44ZM56 216H59V214H58V215L56 214ZM60 216H61V215H60ZM67 216H68V215H67ZM85 216H86V215H85ZM85 216H84V217H85ZM89 216H90V215H89ZM126 216H127V215H126ZM126 216H125V217H126ZM136 216H137V215H136ZM138 216H139V215H138ZM138 216H137V217H138ZM142 216H143V215H142ZM142 216L140 215V218H141ZM148 216H150V215H148ZM148 216H147V218H148ZM151 216H152V215H151ZM35 217H36V216H35ZM62 217H63V216H62ZM127 217H129V216H127ZM257 217H258V216H257ZM14 218H15V217H14ZM32 218H34V216H33ZM138 218H139V217H138ZM143 218H144V217H142L141 219H143ZM252 218H253V217H252ZM252 218H251V219H252ZM254 218H255V217H254ZM261 218H262V217H261ZM65 219H66V218H65ZM65 219H63V220L65 221ZM88 219H89V218H88ZM124 219H125V218H124ZM148 219H150V217H149ZM237 219H238V218H237ZM15 220H16V219H15ZM18 220H19V219H18ZM35 220H37V221H35ZM35 220H34V221H35L34 223L39 222L38 219H35ZM63 220H62V221H63ZM79 220H80V219H79ZM89 220H90V219H89ZM89 220H88V221H89ZM146 220H147V219H146ZM255 220H256V218H255ZM54 221H55V220H54ZM147 221H148V220H147ZM180 221H181V220H180ZM180 221H179V222H180ZM238 221H239V220H238ZM250 221H251V220H250ZM263 221H264V220H263ZM16 222H17V221H16ZM16 222H15V223H16ZM20 222H21V221H20ZM23 222H24V221H23ZM28 222H29V220H28ZM40 222H41V221H40ZM44 222L47 223L46 221H44ZM56 222H58V223L61 222V221H60V217H57L55 223H56ZM182 222H183V221H182ZM15 223H14V224L12 223V225H15ZM31 223H32V222H31ZM51 223H52V222H51ZM62 223H63V222H62ZM16 224L20 225L21 223L18 222V223H16ZM27 224H28V223H27ZM27 224H26V225H27ZM36 224H37V223H36ZM40 224H42V223H40ZM171 224H172V223H171ZM199 224H200V223H199ZM10 225H11V224H10ZM10 225H9V226H10ZM21 225H23L22 227L24 228V226H25L24 223H22ZM57 225H58V224H57ZM63 225H64V227H65V224H64V223H63ZM69 225H70V224H69ZM80 225H81V224H80ZM179 225H180V224H179ZM15 226H16V225H15ZM45 226H47V225H45ZM58 226H59V225H58ZM58 226H57V227H58ZM161 226H162V225H161ZM170 226H171V225H170ZM11 227H13V226H11ZM11 227H10V228H11ZM57 227L55 226V228H53V229H57ZM162 227L164 228V226H162ZM180 227H182V226H180ZM44 228H45V227H44ZM165 228H166V227H165ZM21 229H22V228H21ZM58 229H59V227H58ZM64 229H65V228H64ZM84 229H85V228H84ZM144 229H146V228H144ZM160 229H161V228H160ZM10 230H12V228L9 229V231H10ZM35 230H36V229H35ZM43 230H44V229H43ZM50 231H51V230L48 229V232H49V233H50ZM59 231H60V230H59ZM59 231H58V232H59ZM85 231H86V230H85ZM180 231H182V230H180ZM200 231H201V230H200ZM36 232H37V231H36ZM36 232H35V233H36ZM52 232H53V233H57V231H55V230H52ZM76 232L78 233V230H77ZM17 233H19V238H20V237H21V236H20V233H21V232L18 231ZM22 233H23V232H22ZM26 233L28 234V232H26ZM32 233H33V232H30L29 234L33 237ZM42 233H44V232H42ZM263 233H264V232H263ZM12 234H13V232H12ZM27 234H24V235L26 236ZM50 234H51V233H50ZM75 234H76V233H75ZM147 234H148V232H147ZM190 234H192V233H190ZM190 234H189V235H190ZM30 235H29V236H30ZM35 235H36V234H35ZM192 235H193V234H192ZM12 236H13V235H12ZM51 236H52V235H51ZM57 236H58V235H57ZM74 236H76V235H74ZM78 236H79V235H78ZM199 236H200V235H199ZM248 236H249V235H248ZM32 237H31L30 239H32ZM49 237H50V236H49ZM243 237H244V236H243ZM11 238H12V237H11ZM23 238H25V237H24L23 234H22L21 239H23ZM46 238H47V237H46ZM56 238H57V237H56ZM25 239H26V238H25ZM25 239H24V240H25ZM30 239H29V240H30ZM51 239H52V238H51ZM242 239H243V238H242ZM244 239H245V238H244ZM10 240H11V239H10ZM44 240L46 241L45 237H44ZM47 240H48V238H47ZM49 240H50V239H49ZM53 240H54V239H53ZM180 240H181V239H180ZM25 241H26V240H25ZM27 241H28V240H27ZM27 241H26V243H27ZM57 241L60 242V239L58 240V238H57V240H56V244L58 243ZM181 241H182V240H181ZM15 242H16V241H15ZM53 242H54V241H53ZM43 243L45 244L44 241H43ZM43 243H41V244H43ZM50 243H51V242H50ZM54 243H55V242H54ZM235 243H236V242H235ZM237 243H238V242H237ZM253 243H255V242H253ZM27 244H28V243H27ZM32 244H33V243H32ZM41 244H40V245H41ZM52 244H53V243H52ZM167 244H168V243H167ZM241 244H242V243H241ZM17 245H18V244H17ZM23 245H26V244H23ZM28 245H31V243L28 244ZM28 245H26V246H28ZM49 245H51V244H49ZM26 246H24V248H25L26 251H27V247H26ZM41 246H42V245H41ZM243 246H245V245L243 244ZM29 247H30L29 249H31V246H29ZM33 247L35 248L36 246H33ZM43 247H44V245H43ZM253 247H256V248H257V252H258V253H261V252H262V251L260 252V248H261V247L258 248V245H256V244H253V245L250 244L248 248H249V250H250V249H252ZM51 248H53V245H52ZM55 248H56V245H55ZM256 248H255V249H256ZM12 249H13V248H12ZM25 249H24V250H25ZM29 249H28V250H29ZM37 249H38V247H37ZM39 249H40V248H39ZM46 249H47V248H46ZM46 249H44V252L46 251ZM262 249H263V248H262ZM19 250H20V249H19ZM53 250H54V249H53ZM53 250H52V251H53ZM21 251H22V250H21ZM56 251H57V250H56ZM245 251H248V249L245 250ZM245 251H244V252H245ZM31 252H32V251H31ZM40 252H41V251H39V254L42 255ZM44 252H43V253H44ZM49 252H51V251H49ZM144 252H145V251H144ZM249 252H250V251H249ZM263 252H264V249H263ZM22 253H23V252H22ZM29 253H30V252H29ZM36 253H37V252H36ZM46 253H48V252H45V254H46ZM242 253H243V252H242ZM245 253H246V252H245ZM18 254H19V253H18ZM23 254H24V253H23ZM39 254H38V256H39ZM56 254H57V252H56ZM59 254H60V252H58V255H59ZM61 254H62V253H61ZM14 255H15V254H14ZM48 255H50V254H48ZM147 255H148V254H147ZM19 256H21V255H19ZM19 256H18V257H19ZM60 256H61V255H60ZM63 256H64V255H63ZM68 256H69V255H68ZM144 256H145V255H144ZM151 256H152V255H151ZM171 256H172V255H171ZM218 256H221V255H218ZM53 257H57V255L54 256V254H53ZM64 257H65V256H64ZM248 257H249V256H248ZM8 258H9V256H8ZM8 258H7L6 256L3 257V258L1 257V262H0V264H7L8 260H9ZM34 258H35V257H34ZM40 258H41V257H40ZM47 258H48V257H47ZM250 258H252V257H250ZM262 258H263V257H262V253H261L258 257H256V258L254 259V260H255L254 263H257V264H258V263L262 260ZM25 259H26V258H24V260H25ZM30 259H31V257H30ZM38 259H39V257H38ZM51 259H52V258H51ZM78 259H79V258H78ZM83 259H84V258H83ZM15 260H16V259H15ZM27 260H28V259H27ZM44 260H45V258L43 259V261H44ZM130 260H132V259H130ZM21 261H22V260H21ZM30 261H32V260H30ZM30 261H29V262H30ZM33 261H34V260H33ZM221 261H222V260H221ZM249 261H250V260H249ZM13 262H14V261H13ZM27 262H28V261H27ZM40 262H41V261H40ZM151 262H152V261H151ZM18 263H19V262H18ZM24 263H25V262H22V263H19V264H24ZM31 263H32V262H31ZM131 263H133V262L131 261ZM131 263H130V264H131ZM247 263H249V262H247ZM27 264H28V263H27ZM35 264H36V263H35ZM38 264H39V263H38ZM50 264H51V263H50ZM56 264H57V263H56ZM60 264H61V263H60ZM133 264H134V263H133ZM135 264H136V262H135ZM138 264H139V263H138ZM229 264H230V263H229Z\"/></svg>",
	"mask_w": 264,
	"mask_h": 264
}]
</instances>
